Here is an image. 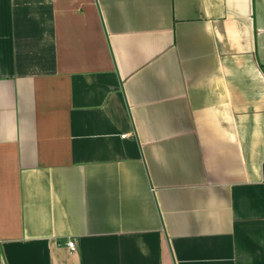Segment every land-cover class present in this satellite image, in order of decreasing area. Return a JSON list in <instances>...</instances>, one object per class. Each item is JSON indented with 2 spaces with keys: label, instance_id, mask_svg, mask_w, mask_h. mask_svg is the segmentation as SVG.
Returning a JSON list of instances; mask_svg holds the SVG:
<instances>
[{
  "label": "crops",
  "instance_id": "0c3cea01",
  "mask_svg": "<svg viewBox=\"0 0 264 264\" xmlns=\"http://www.w3.org/2000/svg\"><path fill=\"white\" fill-rule=\"evenodd\" d=\"M0 264H264V0H0Z\"/></svg>",
  "mask_w": 264,
  "mask_h": 264
},
{
  "label": "built area",
  "instance_id": "2783aa9c",
  "mask_svg": "<svg viewBox=\"0 0 264 264\" xmlns=\"http://www.w3.org/2000/svg\"><path fill=\"white\" fill-rule=\"evenodd\" d=\"M66 246H67V248L70 251H73V249L75 248V242H74V240H71V239L67 240Z\"/></svg>",
  "mask_w": 264,
  "mask_h": 264
}]
</instances>
